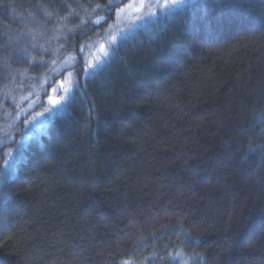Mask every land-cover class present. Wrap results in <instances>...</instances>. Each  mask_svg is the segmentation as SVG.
Wrapping results in <instances>:
<instances>
[{"label":"trees","instance_id":"16d2710c","mask_svg":"<svg viewBox=\"0 0 264 264\" xmlns=\"http://www.w3.org/2000/svg\"><path fill=\"white\" fill-rule=\"evenodd\" d=\"M129 1L0 0V124ZM203 3L120 39L20 144L0 264H264V0Z\"/></svg>","mask_w":264,"mask_h":264},{"label":"rangeland","instance_id":"374dc122","mask_svg":"<svg viewBox=\"0 0 264 264\" xmlns=\"http://www.w3.org/2000/svg\"><path fill=\"white\" fill-rule=\"evenodd\" d=\"M192 1L184 0L181 4L166 8L165 0H130L116 11L112 21L95 17L89 28L91 33L81 43L79 59L72 57L70 64L64 62L56 68L57 79L47 97L22 101L18 113L3 119L0 124V175L11 170L20 144L44 129L57 113L65 110L78 77H88L100 68L120 39L145 26L150 20ZM50 99L59 100L57 107L50 105Z\"/></svg>","mask_w":264,"mask_h":264},{"label":"snow or ice","instance_id":"6c2138e0","mask_svg":"<svg viewBox=\"0 0 264 264\" xmlns=\"http://www.w3.org/2000/svg\"><path fill=\"white\" fill-rule=\"evenodd\" d=\"M184 0H165L164 7H169L170 5H177L183 3ZM195 2V0H193ZM240 4V0H204L203 7L211 8L217 11H224L226 9L236 7Z\"/></svg>","mask_w":264,"mask_h":264},{"label":"water","instance_id":"95a60500","mask_svg":"<svg viewBox=\"0 0 264 264\" xmlns=\"http://www.w3.org/2000/svg\"><path fill=\"white\" fill-rule=\"evenodd\" d=\"M58 104H59V100L58 99H50V105L52 107H57Z\"/></svg>","mask_w":264,"mask_h":264}]
</instances>
